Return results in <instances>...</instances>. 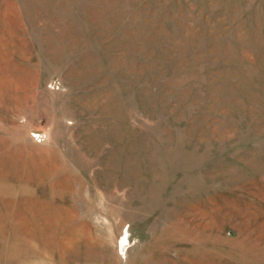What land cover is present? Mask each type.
Segmentation results:
<instances>
[{
    "label": "rangeland",
    "instance_id": "obj_1",
    "mask_svg": "<svg viewBox=\"0 0 264 264\" xmlns=\"http://www.w3.org/2000/svg\"><path fill=\"white\" fill-rule=\"evenodd\" d=\"M0 264H264V0H0Z\"/></svg>",
    "mask_w": 264,
    "mask_h": 264
}]
</instances>
